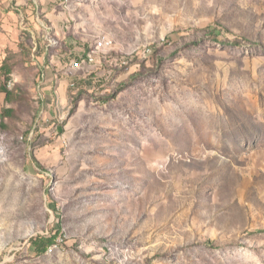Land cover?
<instances>
[{
	"label": "rangeland",
	"instance_id": "obj_1",
	"mask_svg": "<svg viewBox=\"0 0 264 264\" xmlns=\"http://www.w3.org/2000/svg\"><path fill=\"white\" fill-rule=\"evenodd\" d=\"M8 4L0 264H264V0Z\"/></svg>",
	"mask_w": 264,
	"mask_h": 264
},
{
	"label": "trees",
	"instance_id": "obj_2",
	"mask_svg": "<svg viewBox=\"0 0 264 264\" xmlns=\"http://www.w3.org/2000/svg\"><path fill=\"white\" fill-rule=\"evenodd\" d=\"M220 27L221 26L219 24H209L205 27L204 33L207 35H211L214 38H217V33L220 32ZM83 47L85 49H84L82 55L83 56L86 55V59H88L87 54H86V51H89L88 45L83 44ZM71 48L72 47H70V49ZM9 73H10L9 66L6 65L5 61L2 62L0 65V74L3 75L5 79H8ZM0 92L4 93L6 100H11L12 97L15 96L13 90H9L7 88L6 82H4L2 85L0 84ZM12 112L13 111L11 109H5V110H3L1 116H2V118L6 117V116L8 117V116H10V114ZM55 240H56L55 235H52L50 237H44V236L37 235V236L31 238L30 242H31L32 247L34 248V251L40 255V254L45 253L47 251V249L55 242ZM206 243L211 244L210 241H207Z\"/></svg>",
	"mask_w": 264,
	"mask_h": 264
},
{
	"label": "crops",
	"instance_id": "obj_3",
	"mask_svg": "<svg viewBox=\"0 0 264 264\" xmlns=\"http://www.w3.org/2000/svg\"><path fill=\"white\" fill-rule=\"evenodd\" d=\"M55 2L57 3V0H15V5L21 6V7H26L29 3H31L32 6L37 9V11L43 13V16L45 18H48V19L52 20L53 22L56 21V23L58 25H61V24H63V22H59V20H55V16L52 13V11L55 10V7H56V5L53 4ZM0 5L1 6H3V5L8 6L9 5L8 0H1ZM57 5H63V2L58 3ZM63 15L66 18V16L68 15V12H65Z\"/></svg>",
	"mask_w": 264,
	"mask_h": 264
},
{
	"label": "built area",
	"instance_id": "obj_4",
	"mask_svg": "<svg viewBox=\"0 0 264 264\" xmlns=\"http://www.w3.org/2000/svg\"><path fill=\"white\" fill-rule=\"evenodd\" d=\"M101 48H104V51H106V50L109 51V45H105V40L102 42V47ZM128 64H129V62H122V70L126 69Z\"/></svg>",
	"mask_w": 264,
	"mask_h": 264
}]
</instances>
